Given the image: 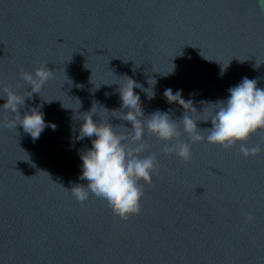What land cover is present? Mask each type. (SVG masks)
Wrapping results in <instances>:
<instances>
[{
	"label": "water",
	"instance_id": "95a60500",
	"mask_svg": "<svg viewBox=\"0 0 264 264\" xmlns=\"http://www.w3.org/2000/svg\"><path fill=\"white\" fill-rule=\"evenodd\" d=\"M41 66L52 77L25 97L20 114L39 107L56 129L33 140L0 110V264H264V151L244 158L238 144L198 142L185 163L146 134L144 154H156L158 174L143 184L141 213L127 221L70 191L86 183L79 152L91 147L77 139L79 118L94 102L123 111L126 77L155 93L136 90L145 117L157 109L183 115L166 101L167 88L182 90L197 112L243 77L264 88L256 0H0V89L30 96L20 73ZM205 109L201 120L213 107ZM99 114L130 138L126 122ZM256 145L264 147V131L249 137L247 146Z\"/></svg>",
	"mask_w": 264,
	"mask_h": 264
},
{
	"label": "clouds",
	"instance_id": "9594fccd",
	"mask_svg": "<svg viewBox=\"0 0 264 264\" xmlns=\"http://www.w3.org/2000/svg\"><path fill=\"white\" fill-rule=\"evenodd\" d=\"M256 3L264 9V0H256ZM227 67L222 66L221 78ZM20 76L29 85L31 95L21 96L12 88L4 87L0 89V100H4L0 104V110L11 114L8 126L16 129L20 125L25 133L36 140L45 127L55 130L56 125L45 121L39 107L31 108L23 115L20 114V109L25 104V97L30 98L32 93H39L52 77V72L46 66H41L34 73L22 71ZM126 78L129 83L119 89L123 111H110L94 102L91 109L85 112L87 115L79 118L81 123L77 139L88 138L91 147L79 152L82 161L79 179L86 183L74 184L70 190L78 201L84 202L92 195L124 221L139 215L144 196L143 184H151L152 177L158 174L156 154H144L148 149L146 134L164 142L165 154H174L185 163L192 158V144L198 142H207L225 150L238 144L244 158L254 157L264 151V147L260 145L247 146L250 136L264 131V88L258 86L257 79L243 77L239 83L229 87L225 99L201 101L204 106L201 112H197L191 99H183L182 90L174 93L171 88H167L163 93L166 101L169 104L177 103L185 110L180 118L173 119L168 111L159 109L145 117L141 101L135 94L136 90L146 91L149 98H153L155 93L150 89L149 95L148 89L145 90L131 78ZM155 84L156 81L151 85ZM205 105L212 106L213 110L207 119L201 120L198 117L206 111ZM101 108L104 112L113 114L110 118L126 122L131 131L130 138L117 134L115 127L109 123L110 119L104 120L100 116ZM94 114L98 117L97 120L93 119ZM199 121H210L211 127L199 129ZM182 133L188 137L187 141L180 138ZM253 220L252 215L247 216L248 222Z\"/></svg>",
	"mask_w": 264,
	"mask_h": 264
}]
</instances>
